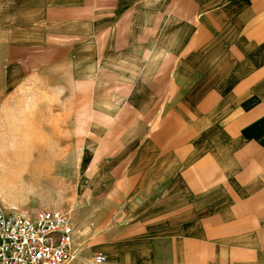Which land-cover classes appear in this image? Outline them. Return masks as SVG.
Here are the masks:
<instances>
[{
  "label": "crops",
  "instance_id": "0c3cea01",
  "mask_svg": "<svg viewBox=\"0 0 264 264\" xmlns=\"http://www.w3.org/2000/svg\"><path fill=\"white\" fill-rule=\"evenodd\" d=\"M18 3V91L77 114L79 258L264 264V0Z\"/></svg>",
  "mask_w": 264,
  "mask_h": 264
},
{
  "label": "rangeland",
  "instance_id": "374dc122",
  "mask_svg": "<svg viewBox=\"0 0 264 264\" xmlns=\"http://www.w3.org/2000/svg\"><path fill=\"white\" fill-rule=\"evenodd\" d=\"M18 2L0 0V45L7 38L17 42L12 30L19 26L23 30L28 25L24 18L30 15L25 14L29 11L23 9L18 14V7L22 6ZM8 63L0 54V200L28 214L46 209L68 211L79 192L71 180H78L81 173L80 167L66 166V160L75 162L79 158L76 149H71L72 143L77 144V137L68 135L71 116L74 120L77 114H63V103L49 107L48 103L35 102L33 90L38 87L34 88L32 81L18 91V81L22 86L28 77ZM52 110L62 114H49ZM7 150L9 162L13 159L9 165L3 160ZM83 254L93 253L87 250ZM93 257L95 254L90 261L77 257L70 264H97Z\"/></svg>",
  "mask_w": 264,
  "mask_h": 264
},
{
  "label": "built area",
  "instance_id": "2783aa9c",
  "mask_svg": "<svg viewBox=\"0 0 264 264\" xmlns=\"http://www.w3.org/2000/svg\"><path fill=\"white\" fill-rule=\"evenodd\" d=\"M79 257L69 212L46 209L35 214L7 208L0 200V264H70ZM104 257H94L101 264Z\"/></svg>",
  "mask_w": 264,
  "mask_h": 264
}]
</instances>
